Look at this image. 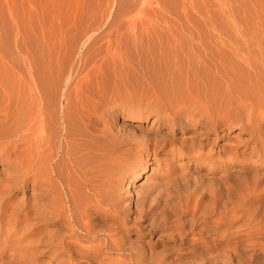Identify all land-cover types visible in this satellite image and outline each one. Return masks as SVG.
<instances>
[{
	"label": "rangeland",
	"instance_id": "obj_1",
	"mask_svg": "<svg viewBox=\"0 0 264 264\" xmlns=\"http://www.w3.org/2000/svg\"><path fill=\"white\" fill-rule=\"evenodd\" d=\"M129 17H136L139 21L136 23L138 25H135L136 28L135 26L128 28L126 20ZM15 28L25 29L22 31H25L28 46L31 43L29 38L33 28H46L44 30L50 36L55 33L53 37H56L59 33L56 38L63 36L66 39L67 49L65 48L66 54L62 60L64 67L62 68L61 63L62 69L58 67L56 71L53 70L54 73L52 72L59 76L51 74V77H47L49 81L45 80L49 83L47 87L51 95L54 92L53 83L60 77L55 88V90L58 88L57 96L53 97L55 100L49 98L50 104H53L51 109L56 110L59 115L54 127H50L53 124H49L50 131L52 130L55 135L53 136L56 143L55 150L60 149L65 124L61 113L65 112L67 96L71 94L74 113L78 112V116H90V114L92 116V124L98 134L90 138L98 147L106 145L104 148L105 150L108 148L106 150L108 152L105 158L112 156L111 158L117 159V161L112 160L113 162L103 161L108 168L113 167L112 172L120 173L115 174L116 179L114 178L113 181H116L113 184L119 187L117 194L122 195L124 201L116 205L117 207L114 206L118 212L102 210L101 213L91 216L89 220L93 224L94 234H86L74 227L76 235L72 236L60 216L52 214L53 217L47 215L50 216L49 219L40 220L32 212L28 215L20 213V210L28 212L34 203L36 208L40 206V192L44 186L33 188L31 181L24 184L20 180L15 182L10 178L16 170L15 167L8 166L5 160L0 159V184L3 187L0 185V194L3 193L2 191L3 194H8L1 195L0 198V204L7 200L0 208V264H198L199 262L200 264H264V102L261 103L258 99L252 101L250 95L253 89L250 85L251 80H256L255 85L258 84L259 90L264 93V83H261L264 80L258 81L264 79V66L260 65V68L263 67L260 74V69L255 71L256 67L246 63L248 58H255L254 54L264 48L259 47L264 45V0H0V43H2L0 53L6 54V57L8 55L12 58L20 57L18 52L13 50L15 39L13 41L12 38L16 32ZM121 37L126 40L124 43L128 41L124 48V56L121 57L122 59L117 58L120 60L116 63L117 68L111 67L112 70L115 68L113 73L111 69L103 70L104 74L102 73L101 76L103 82H100L103 85L98 86L96 81L89 84L81 80L79 75L86 58L100 60L97 56L98 50L105 48L110 40L123 41ZM217 44L222 48L220 49L222 56L219 51L212 52L213 54L209 52L218 46ZM197 45L200 48L205 45L207 47L206 50L204 47L199 49L197 54H201L204 49L202 53H211L222 59L224 69L228 67L229 70L226 71L231 72L228 75L234 76L232 79L237 78L238 82L234 80L235 89H238L236 98L228 101L227 99L230 98L225 97L228 95H222L224 99L226 98V101L222 98V102L226 104L227 101L235 100V105L244 108L242 116L245 121L256 123L262 134L261 139L257 138L256 142L255 136L252 137L242 123L231 122L233 126L225 132L222 131V138L219 139L220 143L215 152L217 155L222 146L224 169L222 173L214 172L215 175L206 176L203 170L197 169L194 161H189L186 157H180L175 153V147L180 146L178 143L182 142V146L189 145L186 141L189 140L191 133L176 129L169 121L168 115L172 116V108L167 105L165 94L161 93L159 83L155 81L157 79L159 82L161 77L177 73V69L182 66L183 72V68H186L189 62L188 56H192V50L193 53L195 49L197 51ZM190 47L194 48L191 50ZM166 54L171 56L168 57L169 55ZM194 54L192 59L195 58L196 54ZM17 57L15 64L19 69L18 65L21 64L22 58L18 60ZM180 61L185 63L180 65L178 64ZM161 64L163 67L169 64L174 68H170L172 71L167 72L166 68L161 69ZM186 71L185 74L183 73L185 77ZM182 72L180 71L179 75L183 76ZM256 72L259 73V79L256 78ZM246 74L254 76L253 79ZM240 77L244 80L242 87ZM75 80H80V88L74 87ZM245 80L248 83H245ZM59 82L63 83L59 84ZM222 84L224 86L225 83ZM240 90L245 91V95L240 96L249 99L243 100L239 96L240 93H237ZM246 91L247 93L249 91L248 95ZM253 96L256 98L257 94L254 92ZM246 103L248 105L242 106ZM77 114H74L76 119ZM24 124L25 121L19 124L21 127L13 125L14 130H12L13 126L9 127L7 131H12L9 133L6 131L7 134L1 137L3 138L1 141L6 143L12 140L23 147L22 144L27 140L26 124ZM161 144H165V147ZM25 152L23 153L27 156L29 152ZM110 152L112 154H109ZM82 155L85 163L87 161L92 163L93 159L99 165L101 163L99 160L102 159L96 156L89 158L87 153ZM231 155L233 160L230 163L227 160ZM61 159L62 155L52 162L56 165ZM89 163L88 166L91 165ZM139 171L143 175L136 180L135 175ZM197 182L200 185L204 184L214 198L210 196L202 204H197V195L201 191L200 187L197 188ZM5 187L6 189L11 187V191L8 189L10 193L4 189ZM179 188L183 195L180 194V197L185 199H182V206L189 201L192 210L197 213L194 211L191 215L182 213L181 217L176 215V197L179 195L177 193ZM195 203L198 209H195ZM201 210L204 212L206 210V215L211 216L209 219L212 221L206 225L202 224V220L200 221V217L205 215V213L200 215ZM11 211L12 213L14 211L13 215ZM47 211L49 210L44 212ZM189 219L193 223H190ZM212 222L216 223L217 228ZM194 223H198L196 231L190 232L192 230L190 225ZM198 230H202V233ZM64 233L67 235L65 236ZM61 235L65 236L72 248L87 250L86 248H93L91 246L95 247L99 244L100 246L102 244L103 248L98 252V258L78 251L72 254L62 242L59 243L62 239ZM217 236L222 242V257L219 258H216L206 247V242L212 244ZM113 247L115 250L112 249ZM215 258L216 262H214Z\"/></svg>",
	"mask_w": 264,
	"mask_h": 264
},
{
	"label": "bare ground",
	"instance_id": "obj_2",
	"mask_svg": "<svg viewBox=\"0 0 264 264\" xmlns=\"http://www.w3.org/2000/svg\"><path fill=\"white\" fill-rule=\"evenodd\" d=\"M159 3L161 4V2H159ZM136 20H137L136 17H129L126 20L128 28H132V26L138 25L136 23H138L139 21L137 20V22H136ZM136 27L137 26H135L134 28H136ZM15 29H16V32L13 34L14 38H12V40L15 39V44H14L15 49H13V50H16L18 52V55L22 58L21 62L19 61L21 63L20 65H18L19 69L17 68V65H16L17 63L15 61L17 56L15 57L12 54L14 56L13 57L14 60H13L12 57H9L10 55H8L9 58L6 57L5 52H4L5 55H3V53L2 54L0 53V159L5 160L8 166L15 167L16 170L14 173H12L13 175L11 176V173L9 174L11 176L10 178L13 179L15 182L20 180V182H22L24 184L27 181H31L33 183V188H38L40 186L41 187L44 186V188H42V191L41 192L39 191L40 196H41L40 206L36 208L35 207L36 203H34V205L32 204L33 205L32 209L28 210V212H25V210H23V211L20 210V213L28 215L29 213L32 212V214L36 215L38 218H40V220H41V218L42 219H46V218L49 219V217L52 216V214H54L53 216L56 215V216L62 217L63 222H64L63 223L64 226L66 227L67 231H68V229H70V234H72V236L76 235L74 227L81 229L86 234H94L95 232H94L93 224H92V222L90 223V220H89L91 218V216H93L96 213L97 214L101 213L102 210H104L105 212H108L110 210L118 212V210L116 208L114 209V206L117 207L116 205H118L119 203L124 201V197L120 194H117V192H119V187L115 186L113 184V183H115L114 181H116V180L113 181V179L115 178V174H120V173L119 172H117V173L112 172L113 167L108 168L106 165V162H108V160L117 161V159L111 158L112 156L108 157V159H107V157L105 158V154H106V152H108V151H106L108 148L106 147L107 148L106 150L104 148L106 145L104 147H102L103 145L102 146L100 145L102 148L100 146L98 147L96 145V143H94V140H92V138H90L91 136H93V135L95 136L98 133L92 124V116L88 112L89 108L87 109L88 111L87 112L85 111V112L89 113L90 116H88V115L83 116L81 114L83 116L82 117V116H78V114H77L78 112L74 113L75 110L71 106V102H72L71 101V94L69 95V97L67 96V104H66L67 107L65 108V112H63V113L60 112L63 116L62 118H63V121L65 123L64 124V130H63L64 133H63V138H61V142L59 145L60 149L58 151H57V149L55 150L56 143H55V139L53 137L55 135H53L52 130L50 131L49 124H53L50 127H54V124L57 123V118H58L57 116H59V115H57V112H55L56 111L55 109H54L55 111H53L51 109V108H53V106H52L53 104H50L49 98L51 100H55V98H53V97L57 96L58 91H56V90L58 88L56 90H55V88L57 87L58 80L60 77L55 79V82L53 83L54 84V90H53L54 92L51 95L49 94L48 87H47L48 82H46L45 80L49 79L47 77L48 76L51 77V74L55 75V74H53L56 71L55 69L56 68L58 69V67H60L61 63L63 62L62 60L65 57L66 49H67L65 46L66 39L63 36L62 37L59 36L58 38H56L57 34L59 35V33L56 34V37H53V36H55V33L52 34V36H50V34H48V32L45 31L46 28H33L32 33H30L32 40H30L31 38H29L27 36L29 38V41H31V43H29V46H28L27 39L25 38L26 35L24 34L25 31L24 32L22 31L25 29H22V28H15ZM51 33H53V32H51ZM116 39H117V37H116ZM121 39H124V38L121 37ZM13 41H11V42H13ZM125 41H126L125 39L123 41L118 39L115 42L114 41L112 42L110 40V42L105 46V48L99 49L98 52L96 51L98 53L97 56L100 58V60H96L95 58H94L95 59L94 60L91 57L89 59L87 57L86 60L84 59L85 62H84L83 67H82L81 75H79L81 77L80 79L84 80L85 83L90 84V82H92V84H93V81H96L98 86L103 85V83L101 84L100 82L101 81L103 82L101 76H103V74H104V71H105L104 69H106V68L111 69L112 66L117 68L116 63H118V61H120V60H117V58L123 57L124 53H125L124 48L126 47L127 42H128L127 41L126 43H124ZM0 44H2V43H0ZM10 45L12 47V43ZM178 45H180V44H178ZM176 47H178V46H176ZM197 47H198V45H197ZM197 47H195V48H197ZM259 47L260 48L264 47V45H259ZM13 48H14V46H13ZM193 48L194 47H192L191 50ZM202 48L198 47L197 51H196V49L194 50V53L196 55L193 53V50L191 51V55L192 56H193V54L195 55L194 59H192L193 58L192 56H191L192 58L190 57V55H189L190 50L188 49L189 54L187 53V56L189 55L188 56L189 58L187 56L186 57L188 58L187 61H189V62H187L186 68L184 67L185 71L187 70L186 71V73H187L186 77L184 76V74H185L184 68H183V72H182V67H183L182 66L181 68L179 67L177 69V73H174L171 76L170 75L169 76L167 75L166 77L163 76V77H161V80H159V82L157 79L155 81L157 83H159L158 86H159V90L161 91V93L165 94V99L167 100V102H166L167 105L171 106V108H172V111H173L172 116H170V114L168 115L169 121H171V123L174 125V127H176V129L184 130V131L191 133L189 140L186 141L189 145L188 146L187 145L182 146V144H183L182 142L178 143V144H180V146L175 147V149H174L175 153L180 157H186L189 161H191V160L194 161V163L197 165V169L203 170L206 173L205 174V176H206V175H215L216 172L222 173V169H224V167H222V146L220 147V152H218L217 155L215 152L218 148V144L220 143L219 139L222 138V131L225 132L227 129L231 128L233 126V124H231V122L242 123L243 127L250 131L252 137L255 136L256 142H257V138L261 139L262 134H261V130H260L259 126L255 125L256 123L253 124L250 121H247V122L245 121L244 117L242 116V112H243L242 109H244L243 107L241 108L240 105L239 106L235 105V100H233L234 102H228L229 100L232 101V98H234L236 95V90H238V89H235L236 85L234 86V84H236V83H234V80H235V82H238V81L236 80L237 78L232 79V77H234V76L231 77L228 75L231 72L230 73L227 72L229 70L228 67L226 68V70L228 69L227 71L224 69V66L222 65V61H221L222 59L220 60L215 55H212L213 54L212 52L217 53L219 51L221 54L220 56H222V52L220 50L222 48L220 47V45L216 46L215 47L216 49L214 48L215 50L213 49L211 51L210 50L211 48L209 49L210 51L208 50L212 54L207 53V52L202 53V51L205 48L207 49L206 45H205L204 49L201 51V54H197L199 52V49H202ZM177 49L179 50V47ZM0 50H2V48ZM159 50H162V49H159ZM9 52H10V50H9ZM258 52L261 55H259ZM258 52H256L258 54L255 53L257 56L254 54L255 58H251V57L248 58L246 63L247 64L250 63V65L252 64L254 67H256L257 69L255 68L256 69L255 71H258V69H260V71H259V73H260L262 68H263L262 66H264V55H262V54H264V48L263 49L261 48L262 53L260 52V50H258ZM167 55H169V54H166V56ZM216 55H218V54H216ZM170 56L171 55H169L168 57H170ZM183 56H181V57H183ZM20 57H17V59ZM95 57H96V55H95ZM98 57H96V58H98ZM166 58H165V60H166ZM18 60H17V62H18ZM169 60H170V58H169ZM124 61H125V58H124ZM185 61H180V63H178V64L182 65L185 63ZM63 63H62V68L64 67ZM121 63H119V64L121 65ZM168 63H170V62L168 61ZM122 65H123V63H122ZM163 65H164V63H163ZM163 65H162L161 69L166 68L167 72H168V70L170 71L171 69L174 68V67L171 68L169 64H166V67H163ZM260 65H262L261 68H260ZM229 68H233V67H229ZM114 69L113 70L111 69V73H113L112 71H114ZM158 69H159V67H158ZM53 70H55V71L53 72ZM178 71L179 72L181 71L182 72L181 74L183 76L179 75L180 73ZM109 72H110V70H109ZM109 72H108V75H109ZM115 72H116V70H115ZM256 73H257L256 78H258L259 73L258 72H256ZM263 73H264V71H263ZM150 74H151V72H150ZM250 74H252V73H250ZM250 74H246V75L250 76ZM56 75H58V74L56 73ZM231 75H233V74H231ZM237 75H235V76H237ZM58 76H56V77H58ZM248 76H246V77H248ZM250 77L253 79L254 76H250ZM239 80L241 81V84L243 83L242 81H244L243 78L241 79V77ZM247 80H245V83H248V82H246ZM262 80H264V79L261 78L258 81L261 82ZM47 81H49V80H47ZM51 81H53V80H51ZM254 81L256 82V80H254ZM254 81L251 80L250 85L255 90L254 92L257 94V96H256V98H255V96H253L254 92L252 91L253 90L252 89L250 92V95L252 96V97L250 96L251 100L253 101L255 99H258L262 103V102H264V98H263L264 93L261 90H259V88L257 86L258 84L255 85ZM223 82L225 83L224 86H222ZM60 83L61 82H59V84ZM252 83H253V85H252ZM261 83L263 84L264 82H261ZM73 85H74V87L80 88L81 87L80 80L76 81ZM247 85H248L247 87H249V89H250L249 84H247ZM239 86L240 85H238V87ZM242 86H243V84L241 85V87ZM259 86L261 87V85H259ZM222 87H223V90H222ZM241 87H239V88L242 89ZM263 88H264V86H263ZM88 89H90V87ZM222 91H223V93H222ZM157 92H158V90H157ZM244 92H243V90L242 91L240 90V92H237V93L238 94L240 93L239 94V96H240L241 94H244ZM71 93H72V91H71ZM246 93H247V91H246ZM248 94H249V91H248L247 95ZM222 95L223 96L228 95L225 97L230 98V99H227L228 101L225 102L226 104H224L222 102V98H223V100L226 99V98L224 99V97H222ZM240 97H242V96H240ZM242 98H241V100H242ZM245 98H243V100ZM247 99H249V98H246L245 100H247ZM82 102H84V101H82ZM238 102H240V101L238 100ZM233 103H234V106H233ZM80 104H82V103H80ZM245 105H248V103L243 104L242 106H245ZM252 105H253V103H252ZM236 106H237V108H236ZM89 107H90V105H89ZM256 107H257V105H256ZM260 107H262V106H260ZM235 109H237V110H235ZM74 114H77L76 115V116H78L77 119L74 117ZM26 118H27V120H25ZM24 121L26 124V125L25 124L24 125H25L26 132H27V136H26L27 140L25 142L26 145L23 143L22 144L23 147H21V145H18L17 142H13L12 140L6 141V143L4 141H3L4 143L1 141V139L3 140V138H1L3 135L7 134V132L9 133L10 131L14 130V126H17ZM224 122H226V123H224ZM224 125H228V126H224ZM11 126H13L12 130L7 131L9 129V127H11ZM79 126H80V131H79ZM19 127H21V126L19 125ZM22 127H23V125H22ZM18 131H20V130H18ZM21 131H22V129H21ZM55 131H53V132H55ZM57 138H59V137H57ZM22 139L25 140V138H22ZM137 144H139V143H137ZM164 145H162V146H164ZM132 149H129V150H132ZM129 150L128 151L126 150V151L129 152ZM25 151L29 152V154L27 156L23 153ZM137 152H135V153H137ZM85 153L88 154L89 158H91V157L95 158V156H96L97 158L102 159V160L96 159V160H99V162H101L100 165L97 163V161L94 162L95 159H93L91 161H93L94 163L90 162L91 165H90L89 161H87V163H89V165H90V166H88V164L85 163V161H83L84 155H82V154H85ZM129 153H132V152L130 151ZM89 154H92V155H89ZM109 154H112V152H110ZM60 155H62V159L60 160V163L54 165L52 161H54V159H56ZM87 160H88V158H87ZM103 160H105L106 162H104ZM232 160H233V157L231 155V158H229L227 161L231 163ZM111 161H109V162H111ZM108 165H110V164H108ZM146 169H147V167H146ZM142 175H143V173L141 171L136 173V175H135L136 180L140 179L142 177ZM117 179H119V178H117ZM4 185H6V184H4ZM1 187H2V185H1ZM198 187H200L201 191H200L199 195H197L198 198H197L196 203L202 204L204 202V200H206L211 195L209 194V190L204 187V184L200 185V183L197 182V188ZM10 188L11 187H7V189H6V187H5L4 189L8 193H10V191H11ZM2 192L4 193V191H2ZM3 193L0 194V198H2L1 195L4 196L7 194L6 192H5L6 194H3ZM36 193L37 192H35V194ZM177 193L179 195L176 194V195H178V197H176V199H177V201H176L177 207L175 208L176 215L178 217H181L182 213H186V214H190V215H191V213L194 214V212L197 213V211L192 210V207H191L189 201L185 206H182V203H183L182 201L185 199L180 197V194H181V196H183L182 192L180 193V188L178 189ZM6 196H5V198H6ZM211 197L214 198L213 196H211ZM189 199H191V198H189ZM2 201H3V199H2ZM6 201L4 200V203H6ZM4 203L0 204V208H2V206H4ZM196 203H195V209H198V207L196 208ZM208 203H209V201H208ZM102 206H104V207H102ZM6 208H7V206H6ZM25 209H26V207H25ZM208 209H210V208H208ZM46 210H49V211H47L45 213L44 211H46ZM215 210H213V211H215ZM201 211L202 212H200V215L201 214L203 215V213H205V215H203V216L201 215L202 217H200V221L202 220V224L206 225L212 220L209 219L210 215L209 216H208V214L206 215V210H205V212L203 210H201ZM65 213H67V214H65ZM13 214H14V211H13V213L11 211V215H13ZM213 214H214V212H213ZM47 215H50V216H47ZM221 215H222V213H221ZM219 220H220V218H219ZM51 221H53V220H51ZM191 221L192 220H190V223H193ZM214 222H212V223H214ZM7 223H9V222H7ZM35 223H37V222L35 221ZM214 224H215V228H217L216 223H214ZM190 226H192V228H191L192 230H190V232L191 231L195 232L196 228L198 226V223H194ZM203 230L206 231V229H203ZM199 231H200V233H202L201 232L202 230H198V232ZM212 231H214V230H212ZM215 232L217 233V231H215ZM33 233H34V231H33ZM106 234H107V232H106ZM64 235H65V233H64ZM65 236L61 235L62 239L60 238L61 241H59V243L62 242L65 245V246L64 245L63 246L67 249V251L72 252V254L75 253L74 251H78L81 253H86V255L92 256L93 258H98V252H100V249L103 248V247H101V246H103L102 244H101V246H100V244L95 246V247L91 246L93 248H89V247L86 248L85 247L87 250H80L79 247L72 248L70 246L69 241L66 238H64ZM79 236H81V235H79ZM81 238H82V236H81ZM183 238H182V240H183ZM185 238H186V240H188V236H186ZM215 240L216 241L212 242V244L206 242V245H207L206 247H207V250L209 252L213 253V255L216 258H219V257H222V242L220 241L219 236L215 237ZM112 242H113V240H112ZM38 243L39 242L37 241V244ZM82 243H84V242H82ZM51 244H53V243H51ZM54 246H55V244H54ZM195 247H196V245H195ZM112 249L115 250L114 247ZM198 250H200V249H198ZM141 252H143V251H141ZM194 252H196V251H194ZM138 253H140V252H138ZM216 258L214 259V262H216L215 261ZM219 260H222V259H219ZM103 264H105V263H103ZM198 264H200V262Z\"/></svg>",
	"mask_w": 264,
	"mask_h": 264
}]
</instances>
